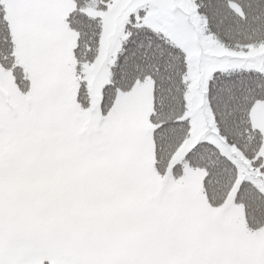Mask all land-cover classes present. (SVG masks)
I'll use <instances>...</instances> for the list:
<instances>
[{
	"label": "snow or ice",
	"instance_id": "obj_1",
	"mask_svg": "<svg viewBox=\"0 0 264 264\" xmlns=\"http://www.w3.org/2000/svg\"><path fill=\"white\" fill-rule=\"evenodd\" d=\"M0 264H264V0H0Z\"/></svg>",
	"mask_w": 264,
	"mask_h": 264
}]
</instances>
